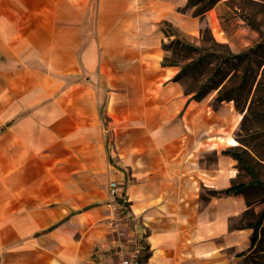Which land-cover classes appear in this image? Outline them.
I'll return each mask as SVG.
<instances>
[{
	"label": "crops",
	"instance_id": "0c3cea01",
	"mask_svg": "<svg viewBox=\"0 0 264 264\" xmlns=\"http://www.w3.org/2000/svg\"><path fill=\"white\" fill-rule=\"evenodd\" d=\"M187 1L0 0V264H116L126 214L144 225L141 264H251L253 227L233 221L252 201L213 191L244 181L208 144L230 132L226 105L163 62L176 36L229 42L222 0Z\"/></svg>",
	"mask_w": 264,
	"mask_h": 264
},
{
	"label": "rangeland",
	"instance_id": "374dc122",
	"mask_svg": "<svg viewBox=\"0 0 264 264\" xmlns=\"http://www.w3.org/2000/svg\"><path fill=\"white\" fill-rule=\"evenodd\" d=\"M217 1L212 3V0H201L187 8L194 11L206 4H210L208 7L210 8ZM219 4V16L227 31L229 42L215 40L219 42L215 43L211 33L205 29L203 32L205 45L212 46L218 56L205 57L195 67L187 69L180 80L187 90L206 80V76L212 72L203 90L207 92L202 97L209 98L215 109L222 104L226 105L221 111L220 118L230 123V132L238 141L236 145L229 147L220 145L219 148L224 152L226 149L240 151L257 178L264 181V0H222ZM164 27L166 31L173 30L165 24ZM165 43L169 57L174 60L186 62L191 56H196L190 48L181 43L170 42V39L165 40ZM224 54L227 57H224ZM216 65L217 68H214ZM219 80L221 82L218 86L212 87ZM219 91L232 97L218 100L216 96ZM223 146L225 147L222 148ZM236 165L239 180L249 182L253 179L238 160ZM243 192L252 204H248L244 212L235 218L233 223L236 225H244L256 219L264 208V186L250 184ZM124 213H126L124 205H121L120 214ZM128 216L130 217L128 214L121 215L118 226L116 222L119 219L112 222V232H115V227L126 228L121 226ZM259 236L246 257L251 264H264V224Z\"/></svg>",
	"mask_w": 264,
	"mask_h": 264
},
{
	"label": "trees",
	"instance_id": "16d2710c",
	"mask_svg": "<svg viewBox=\"0 0 264 264\" xmlns=\"http://www.w3.org/2000/svg\"><path fill=\"white\" fill-rule=\"evenodd\" d=\"M201 0H188L186 7H188L191 4L197 3ZM215 2V0H212V3ZM211 3V4H212ZM210 6V4H206L204 7L200 8V9H195L193 11V13L198 14L201 13L203 10H205V8H208ZM165 25L171 27L168 23H165ZM174 31V30H172ZM209 31V30H208ZM212 40L215 43H219L217 41H215V39L211 36ZM175 41L177 43H181V45L190 48L193 53H195L194 55H196L195 57L191 56V58L186 61V62H181V61H177L174 60L172 58L169 57L168 54V47L165 45V41L163 42V47L167 50V54H165L164 58H163V62L164 63H174V64H180V69L179 71L175 74V78L180 79L182 74L189 68H193L195 67L197 64H199L201 61H203L205 59V57H208L209 55L215 56L217 57L218 54L217 52L214 50V48L212 46H199L196 44H193L191 42L186 41L185 39L176 36L174 38L170 39V42ZM238 55H241L240 53H238ZM224 57H227V55L224 54ZM181 62V63H180ZM217 68V65L214 67ZM211 74H208L206 76V80H203L200 82V84H198L197 86H195L194 88H190V89H185L188 92H193L192 96L194 98H201L202 96H204V94L207 92V90H204V87L206 85V81L209 77H211ZM221 82V80H219L216 84L212 85V87H216L218 86V84ZM232 96L227 95V94H222L221 91H219L218 95L216 96V99L218 100H222V99H229ZM225 152H228L230 154H232L234 157L237 158V160L243 164V166L246 168V170L253 176V179L249 182H238V183H233L230 186H228L227 188L221 189V190H213L214 193L215 192H223V193H228V192H240L243 191V189L250 185V184H259L261 186H264V181L260 180L259 178H257L254 170L252 169V167L249 165L248 160L242 155V153L238 150H230V149H226ZM264 224V208L261 210L259 216L251 221H248L246 223V225L248 226H252L253 227V232H252V236H251V245H250V249L253 248V246L255 245L256 241L259 239V231L262 229Z\"/></svg>",
	"mask_w": 264,
	"mask_h": 264
},
{
	"label": "built area",
	"instance_id": "2783aa9c",
	"mask_svg": "<svg viewBox=\"0 0 264 264\" xmlns=\"http://www.w3.org/2000/svg\"><path fill=\"white\" fill-rule=\"evenodd\" d=\"M119 184L113 180L109 184V203L116 208V197H123L124 193H119ZM129 215V214H128ZM115 226V225H114ZM115 235L112 238L110 249L117 257L116 264H141L142 257L146 252L144 239V225L139 220H134L130 227L114 228Z\"/></svg>",
	"mask_w": 264,
	"mask_h": 264
},
{
	"label": "bare ground",
	"instance_id": "6f19581e",
	"mask_svg": "<svg viewBox=\"0 0 264 264\" xmlns=\"http://www.w3.org/2000/svg\"><path fill=\"white\" fill-rule=\"evenodd\" d=\"M237 143L238 141L236 140V138L230 132H226L224 130H221V132L217 136H215L208 142L211 147L219 145H234Z\"/></svg>",
	"mask_w": 264,
	"mask_h": 264
}]
</instances>
